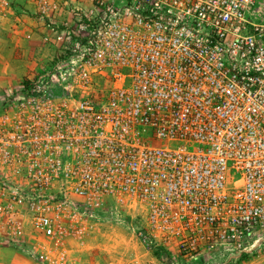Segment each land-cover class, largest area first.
I'll list each match as a JSON object with an SVG mask.
<instances>
[{
    "label": "built area",
    "instance_id": "obj_1",
    "mask_svg": "<svg viewBox=\"0 0 264 264\" xmlns=\"http://www.w3.org/2000/svg\"><path fill=\"white\" fill-rule=\"evenodd\" d=\"M35 1L71 47L13 100L24 112L1 116L0 168L42 186L26 207L37 228L54 236L55 215L110 201L142 208L138 235L169 264H252L264 247V0Z\"/></svg>",
    "mask_w": 264,
    "mask_h": 264
},
{
    "label": "rangeland",
    "instance_id": "obj_2",
    "mask_svg": "<svg viewBox=\"0 0 264 264\" xmlns=\"http://www.w3.org/2000/svg\"><path fill=\"white\" fill-rule=\"evenodd\" d=\"M46 20L35 0H0V118L24 112L13 100L32 95L30 88L44 80L47 65L71 47ZM20 172L0 168V248L13 249L16 264H169L170 255H158L141 241L139 206L106 201L96 216L55 215L56 234H44L26 208L42 186L23 183ZM12 179L15 184H8ZM256 256L252 264L264 262V247Z\"/></svg>",
    "mask_w": 264,
    "mask_h": 264
},
{
    "label": "crops",
    "instance_id": "obj_3",
    "mask_svg": "<svg viewBox=\"0 0 264 264\" xmlns=\"http://www.w3.org/2000/svg\"><path fill=\"white\" fill-rule=\"evenodd\" d=\"M15 20H11V22H14ZM15 251L13 249L9 248H0V264H16V255ZM198 264H201L198 262Z\"/></svg>",
    "mask_w": 264,
    "mask_h": 264
},
{
    "label": "trees",
    "instance_id": "obj_4",
    "mask_svg": "<svg viewBox=\"0 0 264 264\" xmlns=\"http://www.w3.org/2000/svg\"><path fill=\"white\" fill-rule=\"evenodd\" d=\"M156 251V250H155ZM158 253V255L161 253L160 251H156ZM160 252V253H159Z\"/></svg>",
    "mask_w": 264,
    "mask_h": 264
}]
</instances>
